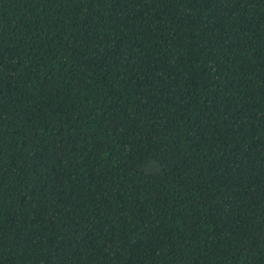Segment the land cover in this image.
Masks as SVG:
<instances>
[{
	"label": "trees",
	"instance_id": "1",
	"mask_svg": "<svg viewBox=\"0 0 264 264\" xmlns=\"http://www.w3.org/2000/svg\"><path fill=\"white\" fill-rule=\"evenodd\" d=\"M0 264H264V0H0Z\"/></svg>",
	"mask_w": 264,
	"mask_h": 264
}]
</instances>
